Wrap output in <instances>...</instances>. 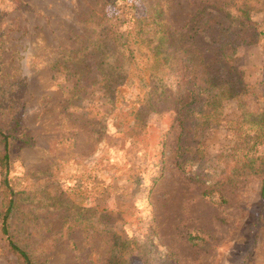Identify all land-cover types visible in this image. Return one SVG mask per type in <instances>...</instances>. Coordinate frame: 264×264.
Here are the masks:
<instances>
[{
  "label": "rangeland",
  "instance_id": "obj_1",
  "mask_svg": "<svg viewBox=\"0 0 264 264\" xmlns=\"http://www.w3.org/2000/svg\"><path fill=\"white\" fill-rule=\"evenodd\" d=\"M226 1L157 0L166 63L147 72L142 45L119 73L128 55L100 42L141 1L0 0V128L32 140L10 150L9 234L36 264H264L247 164L264 141H246L264 125V12L234 20ZM199 57L240 91L202 117L183 81ZM0 264H16L1 236Z\"/></svg>",
  "mask_w": 264,
  "mask_h": 264
},
{
  "label": "trees",
  "instance_id": "obj_2",
  "mask_svg": "<svg viewBox=\"0 0 264 264\" xmlns=\"http://www.w3.org/2000/svg\"><path fill=\"white\" fill-rule=\"evenodd\" d=\"M139 1H141L143 5L144 15L140 18H133L130 26L124 30H122L120 25L124 28L126 21H129L124 17L120 25L110 24L106 28L107 34L103 38V43L100 42V44H104L107 39L111 46L114 47V51H117L118 55H128V60L125 59V61L121 57L116 58L114 61H108L109 67L113 72L116 71L121 73V68L124 67L125 64L130 65L131 57L139 51L142 45L146 51L151 53V58L154 60V63L146 62L144 64V69L147 72H150V70L155 68V65H159V63H166V60H164L166 53L163 51L165 50L164 44L167 43V31L163 27L161 21L158 20L159 15H157V10L154 9L157 0ZM224 6L223 9L226 14L232 19L240 21L246 20L249 17L248 15L252 8H255L258 12H264V0H227ZM134 26L137 27V30L147 27L150 28L154 38L150 39L149 36H147V32L140 31L131 38V41L128 40V34ZM259 35L264 36V31L259 32ZM156 42L157 45L150 48ZM158 53H160L161 58H156ZM119 59L122 60V62L117 61ZM187 63L189 64L186 67L188 69L186 78L187 83L186 79L183 81L186 85L190 84V90H187L188 94L195 91L196 94L203 99L201 103L202 109L197 113L199 116L202 117L209 109L211 112H215L218 109L219 101L223 99L227 100L240 94V91L234 90L231 86L214 83L209 74L208 64L203 58L199 57L196 60H189ZM184 67L185 66L182 68ZM200 121L196 123H207L208 120L202 118ZM250 122L253 125L259 126L256 121ZM256 130L253 136L246 138V141H251V148L264 141V125L261 126V129L256 128ZM15 143L20 145L19 148L24 146L29 147L32 144V140L26 132L20 130L16 120L12 119L7 128H0V236L4 241V246L7 251L14 257L16 264H36L30 254L25 249L21 248L9 234L10 215L15 207V198L7 176L10 165V150L14 147ZM247 164L250 173L258 175L261 178L259 199L261 204L264 205V155L251 156L247 160ZM219 199L222 201L221 198Z\"/></svg>",
  "mask_w": 264,
  "mask_h": 264
}]
</instances>
